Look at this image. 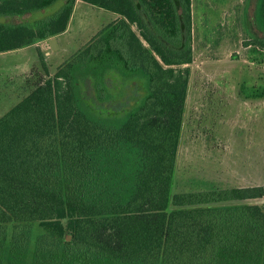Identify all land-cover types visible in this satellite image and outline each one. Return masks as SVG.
Wrapping results in <instances>:
<instances>
[{
  "label": "trees",
  "instance_id": "obj_1",
  "mask_svg": "<svg viewBox=\"0 0 264 264\" xmlns=\"http://www.w3.org/2000/svg\"><path fill=\"white\" fill-rule=\"evenodd\" d=\"M55 1L0 0V52L65 31L75 0L17 18ZM83 1L116 16L0 116V264H264L263 186L171 191L191 0Z\"/></svg>",
  "mask_w": 264,
  "mask_h": 264
},
{
  "label": "rangeland",
  "instance_id": "obj_2",
  "mask_svg": "<svg viewBox=\"0 0 264 264\" xmlns=\"http://www.w3.org/2000/svg\"><path fill=\"white\" fill-rule=\"evenodd\" d=\"M63 3L56 0L17 18L38 19ZM191 11L193 60L171 191L209 184L264 187V49L246 44L250 32L264 36L253 22L254 0H191ZM115 16L112 11L75 0L67 29L56 37L59 47L52 49L45 39L37 42L38 46L1 55L9 68L16 64L24 69L0 75V116L45 78L38 51L51 75ZM251 202L264 207V195ZM31 230L34 235L40 231L32 226Z\"/></svg>",
  "mask_w": 264,
  "mask_h": 264
},
{
  "label": "crops",
  "instance_id": "obj_3",
  "mask_svg": "<svg viewBox=\"0 0 264 264\" xmlns=\"http://www.w3.org/2000/svg\"><path fill=\"white\" fill-rule=\"evenodd\" d=\"M67 27H68V25H67ZM67 27H66V29H67ZM65 29V30H66ZM64 32V31H63ZM62 33V32H61ZM60 33H58V34H56V35H54L53 37L55 38V39H57L56 37L59 35ZM51 38V37H50ZM47 41H48V39H46ZM45 39L44 40H40V41H38V42H41V41H46ZM56 44H57V46L59 47V45H58V42H57V40H56ZM31 45H34V46H38V43L37 42H35V43H33V44H30V45H27V46H31ZM27 46H23V47H20V48H17V49H13V50H8V51H2V52H0V56L1 55H7V54H9V53H11V52H16L17 50H20L21 48H24V47H27ZM49 51V50H48ZM47 50H46V53H49ZM1 62H2V64L0 65V75H7L8 74V72L9 71H13V72H16V70H19V71H23V69H24V66H19V65H14L12 68H9L8 66V60L6 61V63H4V61L5 60H0ZM9 63H11V62H9ZM14 63V62H13ZM2 65H4V66H2Z\"/></svg>",
  "mask_w": 264,
  "mask_h": 264
},
{
  "label": "water",
  "instance_id": "obj_4",
  "mask_svg": "<svg viewBox=\"0 0 264 264\" xmlns=\"http://www.w3.org/2000/svg\"><path fill=\"white\" fill-rule=\"evenodd\" d=\"M48 43L52 49L57 48L56 39L54 37L49 38Z\"/></svg>",
  "mask_w": 264,
  "mask_h": 264
}]
</instances>
